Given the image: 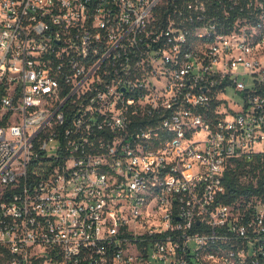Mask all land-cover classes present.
Wrapping results in <instances>:
<instances>
[{
	"label": "built area",
	"instance_id": "built-area-1",
	"mask_svg": "<svg viewBox=\"0 0 264 264\" xmlns=\"http://www.w3.org/2000/svg\"><path fill=\"white\" fill-rule=\"evenodd\" d=\"M0 264H264V0H0Z\"/></svg>",
	"mask_w": 264,
	"mask_h": 264
},
{
	"label": "trees",
	"instance_id": "trees-1",
	"mask_svg": "<svg viewBox=\"0 0 264 264\" xmlns=\"http://www.w3.org/2000/svg\"><path fill=\"white\" fill-rule=\"evenodd\" d=\"M244 172L242 167H238L236 169H229L226 172L224 182L228 190V200L232 201L235 198L239 197L241 194L248 193L249 185L243 184L240 181V174Z\"/></svg>",
	"mask_w": 264,
	"mask_h": 264
}]
</instances>
